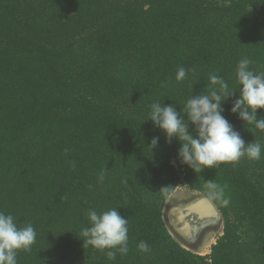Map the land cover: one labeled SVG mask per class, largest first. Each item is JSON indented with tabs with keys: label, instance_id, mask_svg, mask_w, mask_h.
Listing matches in <instances>:
<instances>
[{
	"label": "trees",
	"instance_id": "obj_1",
	"mask_svg": "<svg viewBox=\"0 0 264 264\" xmlns=\"http://www.w3.org/2000/svg\"><path fill=\"white\" fill-rule=\"evenodd\" d=\"M262 2L0 0V212L36 230L17 264H264V132L230 112L238 62L264 72ZM211 74L236 92L222 114L262 151L194 174L145 120L154 102L185 116ZM209 180L228 204L211 201L222 235L199 256L172 239L162 209L178 187L206 196ZM113 208L128 219V252L109 261L78 239L90 210Z\"/></svg>",
	"mask_w": 264,
	"mask_h": 264
},
{
	"label": "clouds",
	"instance_id": "obj_2",
	"mask_svg": "<svg viewBox=\"0 0 264 264\" xmlns=\"http://www.w3.org/2000/svg\"><path fill=\"white\" fill-rule=\"evenodd\" d=\"M251 64L248 58H242L237 64L239 95L233 101L230 112L236 114L244 126H254L256 130L264 132V116L257 115L258 109L264 110V72H254ZM186 75V70L180 67L175 79L183 81ZM209 81L207 94L191 96L187 100L185 116H181L171 104L164 106L154 102L145 120L162 133L166 143L170 144L173 140L179 143L177 160L194 174L213 169L221 163L236 162L245 155L251 160H258L262 151L260 143L245 145L240 133L222 114V104L236 92L230 90L228 83L215 74L209 76ZM190 125L192 132H189ZM159 140V136L152 138L147 146L151 152L158 146ZM98 179L102 182L103 174ZM205 187L206 199L228 204V200L223 198V188L214 181H206ZM87 216L89 226L81 229L82 239H78L82 246L103 251L109 261L115 260L118 253L127 254L128 219L119 213L118 208L101 213L90 210ZM35 240L36 230L31 223L19 227L11 214L0 212V264H17L18 252H30ZM137 247L143 253L150 251L144 241Z\"/></svg>",
	"mask_w": 264,
	"mask_h": 264
},
{
	"label": "water",
	"instance_id": "obj_3",
	"mask_svg": "<svg viewBox=\"0 0 264 264\" xmlns=\"http://www.w3.org/2000/svg\"><path fill=\"white\" fill-rule=\"evenodd\" d=\"M162 220L169 235L180 247L199 256H202L210 236L222 235V214L201 193L190 192L182 200L170 195L162 209Z\"/></svg>",
	"mask_w": 264,
	"mask_h": 264
},
{
	"label": "rangeland",
	"instance_id": "obj_4",
	"mask_svg": "<svg viewBox=\"0 0 264 264\" xmlns=\"http://www.w3.org/2000/svg\"><path fill=\"white\" fill-rule=\"evenodd\" d=\"M189 194H190V191L187 190L185 187H178L175 190V192L172 194V197H174L178 200H182V199H186ZM219 236H220L219 234L210 236V239H208V241L206 243L207 246L201 252L202 256L209 254L211 246L215 244V242Z\"/></svg>",
	"mask_w": 264,
	"mask_h": 264
}]
</instances>
